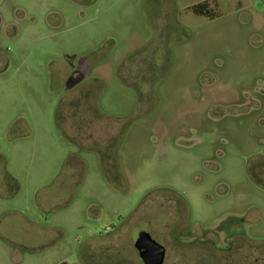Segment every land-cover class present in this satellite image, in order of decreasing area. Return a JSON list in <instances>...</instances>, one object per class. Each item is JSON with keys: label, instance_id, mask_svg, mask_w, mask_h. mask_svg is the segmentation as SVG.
<instances>
[{"label": "rangeland", "instance_id": "obj_1", "mask_svg": "<svg viewBox=\"0 0 264 264\" xmlns=\"http://www.w3.org/2000/svg\"><path fill=\"white\" fill-rule=\"evenodd\" d=\"M89 1L0 0V264H264L263 0Z\"/></svg>", "mask_w": 264, "mask_h": 264}, {"label": "flooded vegetation", "instance_id": "obj_2", "mask_svg": "<svg viewBox=\"0 0 264 264\" xmlns=\"http://www.w3.org/2000/svg\"><path fill=\"white\" fill-rule=\"evenodd\" d=\"M84 1H86L87 3H90L89 0H84ZM263 3H264V0H263ZM207 12H208V7H206L205 5H203V3H198V4L194 5L193 7H191V13L194 16H205ZM75 107L76 106H74L72 108V109H74L73 111H75ZM78 107L79 106H77L76 110L78 109ZM254 178H257V179H259L260 181H262L264 183V177L263 178H259L257 176H254V177L251 176V180L253 181V183L255 185L259 186L255 182ZM259 187H261V186H259ZM261 188H263V187H261ZM159 207L160 208H163L164 207V202L159 203ZM140 232L147 233L146 231H140ZM140 232L137 233L136 238H137V236H138V234ZM175 233L176 234H173V236L176 237V239L174 237V240L176 241V242L174 241L175 242V246L174 247L177 248V249H175L174 251L173 250L170 251L172 254L178 252V250H179L178 248H180V246H182V244L185 245V246H187V248H189L190 251H192V249H193V250H196L199 253L200 252L199 250L202 247H205L207 243H213V246H214L213 249L216 250L217 252H219V251L221 252L222 249L223 250L224 249L227 250V249L230 248L231 245L229 243H227V241L229 240V238L234 237L233 236L234 234L237 237H240L242 239H246L247 245H249L250 247H252V243H253V242H251V239H249L246 236L245 232H243V231H241V232H234L232 234H229L227 232L226 235H225V237H222V236L219 237V233L217 234V232H215V231H208V230H201L196 235H193L190 232H188V230H186V228L184 227V229H182V228L181 229H176ZM147 234L150 236V238L152 240H154L155 242H157V240H155V237H153L149 233H147ZM136 238H135V240H136ZM135 240H134V242H135ZM157 243L160 244L159 242H157ZM179 244H181V245H179ZM161 246H163V245H161ZM163 248H164V261H165V257L167 255V252L168 251H167V248L165 246H163ZM136 251H137V254H138V257H139V253L141 251H138V250H136ZM139 259H140V257H139ZM164 261H163V263H164Z\"/></svg>", "mask_w": 264, "mask_h": 264}, {"label": "water", "instance_id": "obj_3", "mask_svg": "<svg viewBox=\"0 0 264 264\" xmlns=\"http://www.w3.org/2000/svg\"><path fill=\"white\" fill-rule=\"evenodd\" d=\"M143 264H163L164 248L145 232H140L133 244Z\"/></svg>", "mask_w": 264, "mask_h": 264}, {"label": "trees", "instance_id": "obj_4", "mask_svg": "<svg viewBox=\"0 0 264 264\" xmlns=\"http://www.w3.org/2000/svg\"><path fill=\"white\" fill-rule=\"evenodd\" d=\"M203 5H207L206 3H203ZM206 15H207V13H206ZM205 15V16H206ZM254 180H255V182L259 185V186H261V187H263L264 188V183L262 182V181H260L259 179H257V178H254ZM58 264H67L66 262H60V263H58Z\"/></svg>", "mask_w": 264, "mask_h": 264}]
</instances>
